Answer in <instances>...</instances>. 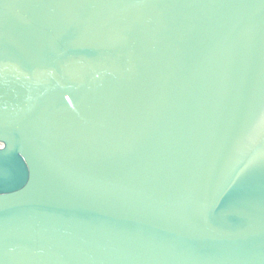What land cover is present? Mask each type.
Masks as SVG:
<instances>
[{
  "label": "water",
  "instance_id": "1",
  "mask_svg": "<svg viewBox=\"0 0 264 264\" xmlns=\"http://www.w3.org/2000/svg\"><path fill=\"white\" fill-rule=\"evenodd\" d=\"M263 50L264 0H0V264H264V133L212 136Z\"/></svg>",
  "mask_w": 264,
  "mask_h": 264
},
{
  "label": "bare ground",
  "instance_id": "2",
  "mask_svg": "<svg viewBox=\"0 0 264 264\" xmlns=\"http://www.w3.org/2000/svg\"><path fill=\"white\" fill-rule=\"evenodd\" d=\"M263 39V38H262ZM262 61H264V50L262 51ZM248 131L239 138L228 135L224 132L215 131L212 133L215 139V152L221 162L217 165L219 169L233 171L240 166L244 159H247L254 151V147L262 138L264 133V119H262V110L254 121L251 122ZM230 153V158L226 159V154ZM222 175V172L220 173ZM223 177V176H222Z\"/></svg>",
  "mask_w": 264,
  "mask_h": 264
},
{
  "label": "built area",
  "instance_id": "3",
  "mask_svg": "<svg viewBox=\"0 0 264 264\" xmlns=\"http://www.w3.org/2000/svg\"><path fill=\"white\" fill-rule=\"evenodd\" d=\"M4 146V144L2 142H0V148H2Z\"/></svg>",
  "mask_w": 264,
  "mask_h": 264
}]
</instances>
